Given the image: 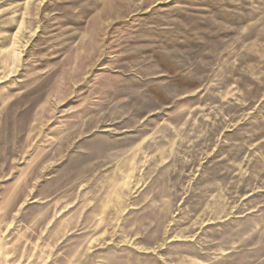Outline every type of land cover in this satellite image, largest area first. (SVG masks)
Listing matches in <instances>:
<instances>
[{
  "label": "rangeland",
  "instance_id": "374dc122",
  "mask_svg": "<svg viewBox=\"0 0 264 264\" xmlns=\"http://www.w3.org/2000/svg\"><path fill=\"white\" fill-rule=\"evenodd\" d=\"M0 264H264V0H0Z\"/></svg>",
  "mask_w": 264,
  "mask_h": 264
}]
</instances>
